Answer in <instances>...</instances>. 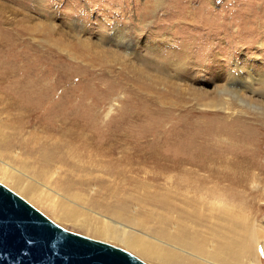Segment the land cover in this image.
<instances>
[{
	"label": "rangeland",
	"instance_id": "rangeland-1",
	"mask_svg": "<svg viewBox=\"0 0 264 264\" xmlns=\"http://www.w3.org/2000/svg\"><path fill=\"white\" fill-rule=\"evenodd\" d=\"M1 74L14 91L6 98L0 94V122L18 123L22 138L32 143L42 144L49 135L56 139L61 124L51 113L59 118L89 106L110 124L104 135L116 143L122 128L146 144L172 142L175 130L185 128L180 140L195 143L190 152L253 158L264 167V0H0ZM30 160L17 147L0 151V168L32 187L39 201L1 173L0 183L61 227L155 264L118 241L61 220L54 209L63 206L76 210L75 221L106 226L116 218L70 200L53 183L57 171L47 179L34 176ZM263 171L253 172L263 178ZM96 189L77 190L88 198ZM256 205L249 217L264 228V200ZM134 231L162 249L210 264ZM255 248L245 264H264V248Z\"/></svg>",
	"mask_w": 264,
	"mask_h": 264
},
{
	"label": "bare ground",
	"instance_id": "bare-ground-1",
	"mask_svg": "<svg viewBox=\"0 0 264 264\" xmlns=\"http://www.w3.org/2000/svg\"><path fill=\"white\" fill-rule=\"evenodd\" d=\"M7 81L1 74L2 96L14 89ZM3 97L1 102L5 101ZM82 108L63 112L59 118L49 111L51 120H59L61 128L56 131V139L49 135L42 144L23 139L18 123L0 122V151L20 148L31 157L27 167L33 169L34 176L47 179L57 171L53 183L69 194L70 200L88 203L116 218L111 219L115 225L106 226L75 221L76 210L63 206L54 209L61 220L118 241L155 264L203 263L170 248L162 249L134 230L153 234L172 248L210 264H245L254 258L255 247L261 244L264 248V228L249 217L256 211V202L264 200V171L263 178L253 172L264 167L253 158L230 156L229 152V156L190 152L195 143L180 140L185 129L180 127L174 132V141L150 144L122 128L120 143H116L104 135L112 128L110 124L100 122L91 107ZM168 111L174 116L175 109ZM0 173L25 195L39 201L32 187L1 168ZM91 186L97 187L96 195L88 198L77 190L87 191ZM134 205H138L135 210Z\"/></svg>",
	"mask_w": 264,
	"mask_h": 264
},
{
	"label": "water",
	"instance_id": "water-1",
	"mask_svg": "<svg viewBox=\"0 0 264 264\" xmlns=\"http://www.w3.org/2000/svg\"><path fill=\"white\" fill-rule=\"evenodd\" d=\"M0 264L147 263L121 247L61 227L0 183Z\"/></svg>",
	"mask_w": 264,
	"mask_h": 264
},
{
	"label": "snow or ice",
	"instance_id": "snow-or-ice-1",
	"mask_svg": "<svg viewBox=\"0 0 264 264\" xmlns=\"http://www.w3.org/2000/svg\"><path fill=\"white\" fill-rule=\"evenodd\" d=\"M27 243H32V241L31 240H28Z\"/></svg>",
	"mask_w": 264,
	"mask_h": 264
}]
</instances>
